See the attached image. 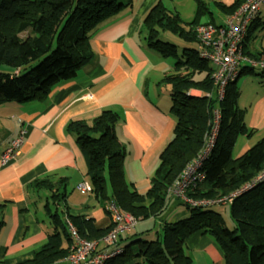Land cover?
<instances>
[{"label": "trees", "instance_id": "16d2710c", "mask_svg": "<svg viewBox=\"0 0 264 264\" xmlns=\"http://www.w3.org/2000/svg\"><path fill=\"white\" fill-rule=\"evenodd\" d=\"M245 1L234 0L229 5L216 2L224 18L220 24L200 22L209 12L204 0H194L195 16L189 23L165 8L161 1L143 19L138 34L146 46L163 59L174 60L171 72L161 78L157 87L171 101L169 111L175 127L170 142L159 156L146 193H138L125 180L126 150L115 133L119 122L116 113L104 110L90 122L75 121L67 126L85 158L88 182L96 202L108 214V206L113 204L139 224L155 220L158 228L138 231L136 226L118 234L111 245H106L103 238L113 229V223L98 228L92 219L70 214L65 208L66 179H35L25 191L35 195V203L37 197L45 194L44 212L51 231L45 243L27 256L0 264H71L67 258L74 245L69 224L80 239L97 242L94 255L107 256L100 264H131L138 259L146 264H192L185 252V241L196 232L208 234L216 242L225 264H264V181L233 197L228 204H200L227 198L264 170V137L238 158L231 156L236 139L250 133L243 121V110L237 106L238 80L245 76H264V47L253 49L249 45L250 33L260 23L261 10L247 28L241 54L263 66L241 62L237 76L227 83L221 100L215 96L214 67L200 56L195 32L200 25L223 27L225 19ZM131 3L132 0H0V66L12 70L0 74V104L44 100L52 88L74 79L78 70L93 58L92 34ZM164 34L176 37L181 49L160 40ZM191 90L200 91L201 95L193 96ZM208 93L210 98L206 97ZM214 110L219 111L220 121L212 150L199 170L203 180L185 192V199L167 196L169 185L203 146ZM171 200L183 207L187 216L168 224L162 222L161 216ZM9 203L0 202V216ZM50 205L63 209L52 210ZM215 205H230L231 229L226 227L220 211L211 210Z\"/></svg>", "mask_w": 264, "mask_h": 264}, {"label": "crops", "instance_id": "0c3cea01", "mask_svg": "<svg viewBox=\"0 0 264 264\" xmlns=\"http://www.w3.org/2000/svg\"><path fill=\"white\" fill-rule=\"evenodd\" d=\"M158 1L185 23L195 16L194 0H132L129 7L104 21L92 34L93 58L74 79L52 88L44 100L0 104V202L10 201L0 216V262L12 263L27 256L45 243L51 231L44 212L45 194L35 203V195L25 191L35 179H66L65 208L69 213L92 219L98 228L111 224L110 215L91 193L76 190L78 184L89 182L85 158L67 130L71 122H90L104 110L116 113L119 122L115 133L126 150L125 180L140 194L149 189L159 156L175 127L169 111L171 101L157 87L170 68L166 59L149 49L138 34L143 19ZM260 23L250 33L249 45L253 49L264 47V43H257L259 28H263ZM238 86L237 106L243 110V121L250 133L236 139L232 149L233 152L237 145L236 158L264 137V77H242ZM190 94L200 96L201 92L191 90ZM22 131L15 158L2 164V153ZM169 207L164 222L172 224L187 216L175 200ZM156 223L148 219L137 228H158ZM185 252L192 264H225L221 249L208 234L196 232L188 236ZM131 264L146 263L138 259Z\"/></svg>", "mask_w": 264, "mask_h": 264}, {"label": "built area", "instance_id": "2783aa9c", "mask_svg": "<svg viewBox=\"0 0 264 264\" xmlns=\"http://www.w3.org/2000/svg\"><path fill=\"white\" fill-rule=\"evenodd\" d=\"M262 6H264V0H246L232 15L225 19L223 27L207 24L200 25L195 29L199 40L200 56L206 58L214 67L212 78L216 87L215 96L218 100L223 98L227 83L237 76L238 67L241 62L245 61L253 66H263L261 63L247 60L241 54L242 42L246 36L247 28L256 16H258ZM206 97L210 98L211 94H206ZM219 121L220 113L218 110H214L212 112L210 131L205 136L203 146L197 151L195 156L187 162L178 177L169 185L166 190L167 196L171 195L185 199V192L203 180V173L199 170L205 158L212 150ZM22 135L23 131L20 132V136L12 140L10 145L4 150L1 155L2 164L15 158L18 147L22 143ZM262 181H264V170L259 173L251 183L233 192L227 198H221L217 201L201 202L200 204H214L218 202L228 204L233 197L240 195L242 192L252 188L254 184ZM76 190L78 192L91 193V187L87 182L78 184ZM191 203L195 204L193 202ZM108 210L111 222L113 223V229L103 238V243L111 245L118 234L134 229L139 222L130 214L119 211L113 204H109ZM69 230L74 245L72 253L67 258L69 263L79 264L88 261L90 264H100L102 260L107 258L104 254L94 255L97 247L96 241H85L80 239L75 229L70 224ZM90 256H92L91 259H89Z\"/></svg>", "mask_w": 264, "mask_h": 264}, {"label": "rangeland", "instance_id": "374dc122", "mask_svg": "<svg viewBox=\"0 0 264 264\" xmlns=\"http://www.w3.org/2000/svg\"><path fill=\"white\" fill-rule=\"evenodd\" d=\"M207 7H208V10H209V14L207 13L206 15H204L202 18H201V23L205 22V21H213V23L215 24H220L222 23L224 20L223 17L221 16L219 10L217 9V7L215 6V3L218 2V1H221L222 3H224L225 5H229L231 4L234 0H204ZM190 21V20H188ZM260 27L262 26L263 28L260 29L259 28V31L258 33H260L258 35L257 33V43L258 45H260V43H264V8L263 10L261 11V16H260ZM160 40L164 41V42H168V43H172L176 46H178V49H181V43L178 41V39L172 35H162L160 36ZM174 60L173 59H166L165 62H167V66L168 68H170V72H171V69H172V64L174 63L173 62ZM166 69V68H165ZM12 72L11 68H8L6 66H0V74L1 73H7V72ZM264 77V76H263ZM250 81V80H248ZM263 81V80H262ZM258 82H261V80H258ZM241 137V136H239ZM261 139V138H260ZM237 153V145H236V149L233 150V152H231V156L233 159H236L235 157V154ZM171 207H169L161 217L162 218V222H164V218H166V215L167 213L170 211ZM211 210L215 211V212H218L220 211L222 213V217L224 218L225 220V225L227 228L231 229L233 227V222H232V219L230 218V205H215L213 207H211ZM219 213V212H218ZM167 222V220L165 221ZM139 228V227H138ZM138 231H144L143 229L144 228H141V229H138ZM151 230V229H150ZM150 238V237H149ZM133 239H137V238H133ZM128 243V242H127Z\"/></svg>", "mask_w": 264, "mask_h": 264}]
</instances>
